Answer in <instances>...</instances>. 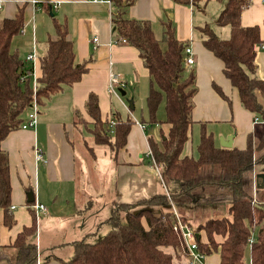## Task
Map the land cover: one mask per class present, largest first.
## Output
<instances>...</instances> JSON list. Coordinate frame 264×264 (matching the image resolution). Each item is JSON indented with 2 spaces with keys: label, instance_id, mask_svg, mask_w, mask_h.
I'll return each instance as SVG.
<instances>
[{
  "label": "trees",
  "instance_id": "trees-1",
  "mask_svg": "<svg viewBox=\"0 0 264 264\" xmlns=\"http://www.w3.org/2000/svg\"><path fill=\"white\" fill-rule=\"evenodd\" d=\"M109 1L111 29L117 42L134 47L148 71L147 124L170 125L160 142L147 136L151 163L158 169L167 193L135 204L113 202L103 222L109 226L106 235L92 242L87 236L71 242L72 255L62 264H174L162 250L183 246L173 229V210L193 229V220H203L197 231H203L206 241L199 240L198 250L207 256L219 254V264H245V249L250 264H264V179L258 182L254 175V168L264 165V129L258 138L248 135L243 149L222 148L215 144L205 124L199 123L197 156L184 155L194 124L191 113L197 91L195 74L186 73L184 66L187 44L176 39L171 22L161 24L158 40L149 21L125 18V9L135 0ZM186 1L199 7L200 0ZM250 4L251 0H226L215 25L228 27L227 39L219 38L207 25L200 33L203 46L222 61L223 75L237 90L242 107L264 123V108L257 100V93L264 98V80L252 76L256 50L264 46V26L261 32L259 26L243 27L240 23L242 11ZM42 6L48 9L46 4ZM24 17L23 7L11 19L0 13V223L8 230L16 221L10 209L9 159L1 144L20 128L25 111L36 106L39 112L53 96L78 82L90 62L75 61L73 45L66 39V24L52 17L54 38L48 36L42 49H37L41 51L40 76L34 79L32 66L25 65L10 47L12 38L23 31ZM161 107L162 119L158 117ZM85 110L93 124L83 148L87 165L93 170L94 147L117 153L125 146L134 122L116 117L111 128L107 121H101L93 94L88 95ZM74 172L77 181V164ZM174 183L176 190L171 191ZM32 204H28L31 225L22 227L11 243L0 244V264H38V247L32 240L37 232Z\"/></svg>",
  "mask_w": 264,
  "mask_h": 264
},
{
  "label": "crops",
  "instance_id": "crops-1",
  "mask_svg": "<svg viewBox=\"0 0 264 264\" xmlns=\"http://www.w3.org/2000/svg\"><path fill=\"white\" fill-rule=\"evenodd\" d=\"M184 1L135 0L133 5L125 9L124 17L149 21L152 32L158 40L162 35L161 24L171 22L176 39L187 44L194 59L193 66L186 67V73L192 71L195 74L197 88L193 97L191 117L194 124L191 128V135L195 128L199 138V123H204L206 131L212 134L215 144L220 138L226 139L233 135L232 147L243 149L248 135L251 134L254 138H258L263 133L264 123L258 115L242 107L237 90L223 75L222 61L202 44L200 33V28L203 27L201 25L202 18L195 14V7L190 2ZM221 1L200 0L199 6H204L207 2L219 3ZM42 3L46 4L48 9L45 10ZM224 5H221L222 9ZM21 7L25 10L23 31L20 35L12 38L10 47L23 62L27 55L35 51V60L32 63H25L27 66H32L34 79L40 76L37 49H42L48 36L54 38L52 17L66 24V39L73 45L75 61L90 60V62L87 65V72L78 82L53 96L39 112L36 111V123L33 128L14 130L1 144L9 159L10 209L16 221L10 230L0 223V244L3 245L11 243L22 227L31 225L32 215L28 210L29 203L38 201L44 207H46L45 203L55 204L64 191L66 193L62 195V199L67 201L65 196L67 193H71L69 200H73L75 186L79 185L78 180H75L74 165L79 161L80 155L76 149L75 140L78 139L83 147V137L85 136L79 128H87L86 135H89V129L93 124V120L85 110L88 95L93 94L97 97L101 121H107L113 128L114 118H120V115L115 110L118 107L115 102L118 101H115L113 93L107 91L109 74L116 72L120 75L123 87L118 88V92L122 96L126 94L129 99L126 103L123 100H119L118 103L128 110L133 109L137 88L141 86L143 90H146L145 94L147 95L149 87L148 71L144 67L138 51L124 41L117 42L112 33L111 6L108 2L0 0V13L3 18H13ZM221 7H218L217 12L222 11ZM199 12H202V7ZM240 23L243 27L259 26L263 32L264 0H251L250 6L241 13ZM227 34H229V29L224 28L223 36H227ZM93 38L97 39L96 43H93ZM260 49L264 48H257L255 66H257L256 60L264 58V51L260 52ZM215 87L221 91L223 96L217 93ZM257 100L264 108V98L259 93H257ZM32 111L33 107L23 113V122L27 121V116ZM142 126L146 129L143 130ZM149 127L151 128L149 135L154 136L156 142H160L167 136L170 125L152 126L144 120L134 122L127 135L125 146L117 153L108 151L110 169L105 175L99 173L90 179L89 167L85 155L83 156L82 179L84 185H82L86 187L88 193L97 198V202L99 199H103V194L107 195V201L111 204L113 202L135 204L155 194L167 193L158 169L152 165L148 156L150 152L147 144V129ZM191 141L190 137L183 152L189 154L188 150H191L192 146ZM218 146H220L219 143ZM36 148L41 150L44 161L36 160L34 154ZM99 149L103 148L94 147L93 149L95 159L98 157L96 150L98 152ZM83 151L85 154V150ZM191 155L193 156L192 153ZM80 157L82 158L81 155ZM106 177L111 181L110 184L105 185ZM41 182L49 189H46L47 201L43 197L45 191H41ZM31 198L33 201L30 202ZM91 212L89 211L88 214ZM47 215L43 216L47 217ZM38 220H36V224ZM192 226H194L193 223ZM195 230L198 233L199 242L203 231H197V228ZM200 241L203 242L202 239ZM172 248L179 250L172 249L173 255L168 253L171 259L173 256L176 260L181 256L186 257L187 264H189L188 253L184 245ZM205 256V264L220 263L217 253ZM172 262L177 264L174 259ZM244 262L250 264L248 249H245Z\"/></svg>",
  "mask_w": 264,
  "mask_h": 264
},
{
  "label": "rangeland",
  "instance_id": "rangeland-1",
  "mask_svg": "<svg viewBox=\"0 0 264 264\" xmlns=\"http://www.w3.org/2000/svg\"><path fill=\"white\" fill-rule=\"evenodd\" d=\"M225 3V0H224ZM223 0L221 2H207L204 6L200 5L199 7L194 8L195 14L199 15L202 18L203 23L202 26L207 25L215 35L219 38L227 39V36H223L224 28L228 27H218L215 25L216 17L219 12H217L218 7L224 5ZM202 7V12H199V9ZM224 7V6H223ZM222 9V7H221ZM264 49H260V52H263ZM264 57V56H263ZM256 69L254 72V76L256 79L264 80V58L262 60H256ZM147 89V88H146ZM146 90H143L140 87L137 88V91L134 95V102H133V109L128 110L125 108L121 103H118L119 100H123L125 103L129 99V97L125 94L122 96L121 94H114L115 97V104L118 106L115 108L118 115L122 120H125L126 117L129 118L133 122H140L144 120V122L148 121L147 109L145 105V94ZM148 93V92H147ZM158 117L162 119L164 117L163 108L161 107L158 112ZM79 130L83 133L85 139L89 137L86 135L87 128L81 127ZM154 139V136H153ZM198 139V132L194 128V132L191 135V150L189 154L187 152H183L185 155L193 154L194 157L197 156L196 153V145ZM219 143V140H218ZM216 142V144L218 145ZM75 144L77 145V151L82 156L79 155V161H77V179L78 184L75 186V194L73 200H69L71 193H67L65 198L68 199L64 201L62 199V195L66 192H62V194L58 197L59 199L55 202V204L45 203V208L47 210V217L39 216L41 218L37 222V232L35 236H33L34 243L38 246V264H62L66 262L70 256L72 255V249L70 246V242L84 238L87 236L89 241H95L96 239L103 237L109 231V226L103 223L109 216V207L111 203L107 200V195L103 194L102 200L99 199L97 202V198H95L92 194L86 191V187H83V179H82V164H83V156L84 148L81 146L80 141L78 139L75 140ZM220 144V143H219ZM108 149H99L98 152L96 150V155L98 156L95 159L96 164L95 169H89L88 173L90 179L94 178V175L101 173V175H105L110 169V156H109ZM86 152V151H85ZM89 167V166H88ZM254 174L257 179H264V165H258L254 168ZM113 182V177H112ZM111 181L108 177L105 178V185L110 184ZM83 184V185H82ZM113 185V183H112ZM110 186V185H109ZM41 191H45L43 197L45 201H47L46 197L48 193L46 191L49 190L43 182L40 184ZM170 190H176V184H171ZM91 195V196H90ZM38 203V201H36ZM75 208V209H74ZM100 209V211H99ZM89 211H92L90 214ZM175 219L177 218L178 221L181 223H185L183 219L173 210ZM86 215V216H84ZM84 216V217H83ZM36 218V217H35ZM36 219V220H37ZM201 221V220H200ZM195 221L193 220L192 223L194 224L193 227L197 228L198 223H203V220ZM205 222V221H204ZM103 223L102 225H98ZM187 224V223H186ZM189 225V224H187ZM191 226V225H189ZM203 233V232H202ZM200 240L202 239L203 242L206 241L205 234H201ZM205 236V237H204ZM172 247H165L162 250L165 253H169L170 255L174 254ZM178 254L179 251H178ZM176 261L177 264H187L186 257H182L176 260L175 256L172 257ZM247 263V260H246Z\"/></svg>",
  "mask_w": 264,
  "mask_h": 264
},
{
  "label": "built area",
  "instance_id": "built-area-1",
  "mask_svg": "<svg viewBox=\"0 0 264 264\" xmlns=\"http://www.w3.org/2000/svg\"><path fill=\"white\" fill-rule=\"evenodd\" d=\"M93 2L97 1H106L110 4L109 0H91ZM93 43L97 42L96 38H93ZM264 48V46L262 47ZM183 58H184V66L185 67H191L194 64V59L192 58L191 55V50L189 47L185 46L183 50ZM35 60V51L34 53L27 55L25 58L26 63H32ZM123 87V83H121L120 75L117 74L116 72H111L109 74V81L107 84V91L109 93L113 94H118V88ZM36 106H33V111L28 114V119L26 122H23L20 126L22 129H31L35 126L36 120H35V113H36ZM257 120V119H256ZM142 129L145 130L146 127L142 126ZM35 158L37 161H44L42 152L40 149L36 148L34 151ZM149 159L151 160V155L148 153ZM168 196V195H167ZM32 210L34 212V215L37 218L39 216H43L47 214L46 208L36 202H33L32 204ZM176 217V216H175ZM173 229L176 233L179 234L182 244L186 247L187 253H188V258H189V264H205V255L198 250V233L196 232L195 229H193L191 226L187 225L186 223H181L180 221L177 220L173 226ZM252 236L249 238L247 241L248 246L252 242Z\"/></svg>",
  "mask_w": 264,
  "mask_h": 264
},
{
  "label": "water",
  "instance_id": "water-1",
  "mask_svg": "<svg viewBox=\"0 0 264 264\" xmlns=\"http://www.w3.org/2000/svg\"><path fill=\"white\" fill-rule=\"evenodd\" d=\"M38 54H41V51H38ZM151 133V128L147 129V134ZM233 135L228 136L226 139H219L220 147L222 148H231L232 147ZM258 182H261V179H257ZM30 202L33 201V198L29 199Z\"/></svg>",
  "mask_w": 264,
  "mask_h": 264
}]
</instances>
